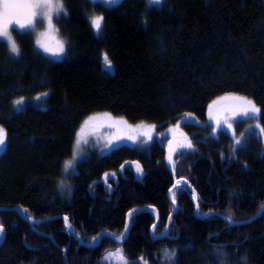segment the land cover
<instances>
[{
    "label": "trees",
    "instance_id": "trees-1",
    "mask_svg": "<svg viewBox=\"0 0 264 264\" xmlns=\"http://www.w3.org/2000/svg\"><path fill=\"white\" fill-rule=\"evenodd\" d=\"M25 2L20 9L0 0L2 24L19 49L11 53L0 36V207L19 206L33 218L65 214L94 242L101 231L123 234L135 207H155L159 222L154 211L139 210L123 243L104 234L88 247L61 217L33 225L0 209V264H104L118 248L132 264H264V211L243 224L223 217L246 220L264 204V0H162L159 7L121 0L108 9L91 0ZM93 15L103 16L99 34ZM47 17L64 43L61 59L36 46ZM228 93L251 98L261 115L231 120L213 135L208 107ZM18 98H26L19 110ZM100 111L158 124L160 136L92 153L65 175L80 125ZM187 113L201 123L184 122L187 145H176L166 131ZM182 177L200 195L198 212L214 215L200 217L193 189L182 185L169 223L176 206L168 192ZM167 226L169 236H152Z\"/></svg>",
    "mask_w": 264,
    "mask_h": 264
},
{
    "label": "rangeland",
    "instance_id": "rangeland-1",
    "mask_svg": "<svg viewBox=\"0 0 264 264\" xmlns=\"http://www.w3.org/2000/svg\"><path fill=\"white\" fill-rule=\"evenodd\" d=\"M12 1H14L15 4L20 7V9H22V7H25L26 5L25 0ZM3 18H5V16L3 17L2 15H0V24H2ZM30 18V15L24 16L21 17V21H29ZM41 19L42 17L38 18V20ZM45 20V26L41 29L35 30L36 46L46 55L55 59H61L65 51L64 43L60 39L57 30L50 24V19H48L47 17ZM61 45H63L64 48L62 53L59 51ZM45 49H47L48 51H45ZM40 98L41 97H39V99L35 98V100L39 101ZM20 99L21 98H18L15 101ZM25 99L26 98H23L22 104H20L19 106H15V108L18 110L22 109L25 103ZM260 115L261 108L255 103V101L239 93H228L222 95L215 99L208 107V121L213 124V135H216L221 128L229 127L230 123L235 119L250 117L259 118ZM184 122L201 123L200 119L195 114L187 113L184 114L178 120V122L173 125L172 128H169L166 131V135L162 134V136L172 134L176 145H180L181 143L187 145V141H185L184 139ZM0 128L4 130L6 136L4 127L0 125ZM77 133H79L80 144L78 148H75ZM77 133L73 147V151L74 149L76 151V158L75 160H73L72 152V155L66 160L72 161V166L68 169V171L63 170L65 175H69L74 170L77 171L78 161L86 156H89L92 153H98L100 155L107 154L121 145H138L141 143H149L155 137L160 136V132L158 131V124L148 122H130L125 117L118 116L109 111H100L88 116L80 125ZM171 147L174 148L173 151H175V148H177L173 147V145ZM2 151H0V153ZM63 167H65V163ZM118 249L108 252L114 253L115 255H108L107 259H105V256L104 264H124L125 260L127 261V264H132L125 257L123 252V258H121V254L117 252Z\"/></svg>",
    "mask_w": 264,
    "mask_h": 264
},
{
    "label": "snow or ice",
    "instance_id": "snow-or-ice-1",
    "mask_svg": "<svg viewBox=\"0 0 264 264\" xmlns=\"http://www.w3.org/2000/svg\"><path fill=\"white\" fill-rule=\"evenodd\" d=\"M28 2H32V0H28ZM34 2L37 5H41V4L42 5H50L52 3V0H34ZM91 2L93 4H97V3L102 4L105 6L106 9H108V8L119 5L121 3V0H91ZM148 3L152 6L159 7L162 3V0H148ZM57 11H59V9H57ZM0 15H2V13H0ZM89 20H90V27L95 29L96 33L99 34V31H100V29L102 27V23H103V16L93 15V16L89 17ZM42 22H43L42 19L40 21H38V23H42ZM17 23H19V22L17 21ZM20 27L23 28L24 25L21 24ZM0 36L7 37V42H8L10 52L18 55L19 49H18L16 43L12 40L11 35H9V33L7 31V28L2 24H0ZM63 50H64L63 45H61L59 51L62 53ZM45 51H48V50L45 49ZM104 60H105L106 65L110 68L111 67V61L108 59L107 54H105ZM44 95H47V94L45 93ZM37 99H39V97H37ZM22 102H23V98L15 101L14 106H19L20 104H22ZM5 138H6V136H5L4 130L2 128H0V151H2L3 147L5 146ZM240 143H241V141L239 139H236L235 144L239 145ZM79 144H80L79 133H77V140H76L75 148H78ZM189 146H191V145H189ZM75 158H76V151L74 149L73 160H75ZM71 166H72V161H65L64 170L68 171V169ZM60 187L62 189L64 188V182L63 181L60 182ZM261 209H262V211H264V205L261 206ZM206 215H214V214L213 213H207ZM224 219L230 224L236 223V221H234L232 219L231 215L224 217ZM64 220H65L66 226L70 227V225L68 224V217H65ZM3 231H4L3 225H0V238H2ZM122 238L123 237H116V239H122ZM117 252L120 253L121 258H123L122 257V249H118ZM165 254L168 255L170 259L175 257V255H176L175 251H172L171 253L166 252ZM108 255H115V254L114 253H108L106 255L105 259H107ZM124 264H127L126 260L124 261Z\"/></svg>",
    "mask_w": 264,
    "mask_h": 264
},
{
    "label": "water",
    "instance_id": "water-1",
    "mask_svg": "<svg viewBox=\"0 0 264 264\" xmlns=\"http://www.w3.org/2000/svg\"><path fill=\"white\" fill-rule=\"evenodd\" d=\"M179 180L182 181V182H184L185 184H187L191 189H193V191H194V200H195V202H196V206H197V209H198V208H199L198 201H199V199H200V195H199L198 191L194 188V186L191 184V182L188 181V180L185 179V178H180V179H178V180L173 184V187H177V186H178L177 183H178ZM174 204H175V206H176V209L171 213L169 223H170V221H171L173 215H174V214L177 212V210L179 209V203H178L177 201H174ZM263 205H264V204H263ZM0 209H11V210H16V211H18V213H19L23 218H25L26 220H28V221H29L30 223H32V224H39V223L42 222V221L50 220V219H54V218H57V217H62L63 219H64L65 217H67L65 214H58V215H52V216H46V217H41V218H38V219H34V218H31V217L27 216V215L24 213L23 209L20 208V207H18V206H12V207H0ZM143 209H150V210H152V211L155 212V214H156V218H157L156 223L154 224V226H155V225L159 222V213H158V210H157L155 207H153V206H148V205H147V206H141V207H135V208H133L132 210H130L129 213H128V215H127L125 234H124V237H123L122 239H116L117 236H116V234H115L114 232H112V231H101V232L98 234V241H96L94 244L96 245L97 243H99V242L101 241V239H102V235H104V234H107V235L113 237L114 239H116V240L119 241V242H123L124 239H126V236L128 235V233H129V231H130V228H131V217H132V215H133L135 212H137V211H139V210H143ZM262 212H263V211H262V209L260 208L259 211H258L254 216H252L251 218L246 219V220H242V221H237V220H235L236 223H233V224H243V223L250 222V221L254 220L255 218H257ZM168 226H169V224H168ZM168 226H167L166 230H165L162 234H156V233L154 232V230H153V232H152V236L158 238V237H162V236H164V235H169ZM67 227H68V226H67ZM68 228H69V229H70V230L76 235L77 239H78L79 241H81V243H84L83 240L80 238V236H78V234L74 231V229H73L71 226L68 227ZM5 234H6V229L4 228V231H3V234H2V238H0V244H1V242L3 241V239H4V237H5ZM91 245H92V244H91Z\"/></svg>",
    "mask_w": 264,
    "mask_h": 264
},
{
    "label": "bare ground",
    "instance_id": "bare-ground-1",
    "mask_svg": "<svg viewBox=\"0 0 264 264\" xmlns=\"http://www.w3.org/2000/svg\"><path fill=\"white\" fill-rule=\"evenodd\" d=\"M183 178V177H182ZM180 179V178H179ZM186 179V178H185ZM188 180V179H187ZM177 181V180H176ZM175 181V182H176ZM189 181V180H188ZM177 187H173V185L170 187V189H169V192H168V197H169V199L171 200V201H177L176 200V198H175V190H176V188H178V187H180V186H182V185H187V184H185L184 182H182V181H178V183H177ZM194 192V191H193ZM193 195V198H194V193L192 194ZM178 202V201H177ZM19 207V206H18ZM21 208V207H20ZM196 208H197V206H196ZM199 209V208H198ZM198 209L196 210V213H198V215L200 216V217H204V216H207L206 214H201V213H199L198 212ZM2 210H11V209H2ZM18 212V211H17ZM26 214V213H25ZM27 215V214H26ZM28 216V215H27ZM67 216V215H66ZM30 217V216H29ZM68 217V216H67ZM223 217H226L225 215H223ZM31 218H33V217H31ZM62 218V217H61ZM34 219H38V218H34ZM63 219V218H62ZM64 220V219H63ZM234 220V219H233ZM235 221V220H234ZM41 223V222H40ZM32 224V223H31ZM68 224L72 227V224L69 222V219H68ZM230 224V223H229ZM33 225H37V224H33ZM64 225H65V228L77 239V237H76V235L66 226V224H65V220H64ZM4 227V226H3ZM5 228V227H4ZM34 229H36L37 230V228H36V226H34L33 227ZM73 228V227H72ZM6 229V228H5ZM126 229V228H125ZM131 229V228H130ZM75 231V230H74ZM76 232V231H75ZM130 232V231H129ZM77 233V232H76ZM78 234V233H77ZM124 234H125V230H124V233L123 234H121V235H116L117 237H124ZM160 234H162V233H160ZM128 235H129V233H128ZM127 235V236H128ZM78 236H80L79 234H78ZM126 236V237H127ZM165 236H169V235H164V236H162V237H165ZM162 237H158V238H162ZM5 238V237H4ZM80 238L83 240V242L84 243H81V241H79L78 239V241H79V243H81L82 245H85V246H88V247H95L96 245H98L99 243H97L96 245L94 244L95 242L94 241H88V240H85L84 238H82L81 236H80ZM113 238V237H112ZM114 239V238H113ZM4 240V239H3ZM116 242H118V243H123L124 241H125V239H124V241L123 242H119V241H117L116 239H114ZM3 242V241H2ZM1 242V243H2ZM92 244V245H91Z\"/></svg>",
    "mask_w": 264,
    "mask_h": 264
}]
</instances>
